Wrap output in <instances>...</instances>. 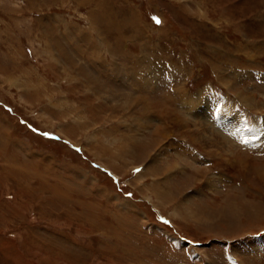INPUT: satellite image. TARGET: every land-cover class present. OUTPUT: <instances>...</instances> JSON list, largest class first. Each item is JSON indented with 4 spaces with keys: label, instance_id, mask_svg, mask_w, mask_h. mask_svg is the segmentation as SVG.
<instances>
[{
    "label": "rangeland",
    "instance_id": "obj_1",
    "mask_svg": "<svg viewBox=\"0 0 264 264\" xmlns=\"http://www.w3.org/2000/svg\"><path fill=\"white\" fill-rule=\"evenodd\" d=\"M263 125L264 0H0V264H264Z\"/></svg>",
    "mask_w": 264,
    "mask_h": 264
},
{
    "label": "crops",
    "instance_id": "obj_2",
    "mask_svg": "<svg viewBox=\"0 0 264 264\" xmlns=\"http://www.w3.org/2000/svg\"><path fill=\"white\" fill-rule=\"evenodd\" d=\"M245 96V97H244ZM239 97V99H238V103H240V104H244L245 105V103H246V106H248V108H252V106H254V101H253V99L251 98V96H248V95H239L238 96ZM246 99V100H245ZM242 100V101H241ZM245 102V103H244ZM215 104H217V102H214V105ZM229 106V105H228ZM231 107H233L232 105H230ZM251 106V107H250ZM215 106H212V110L213 109H215L214 108ZM224 107H225V109H227V115H228V117H226V119L228 120V122L227 123H224L223 121H224V119L221 117L220 119H221V124H223V126H221L220 125V127L223 129V133H224V135L225 136H227L229 139H231L233 142H235V143H237L238 142V138L235 136V135H232V136H230L229 134H227V130H225L226 129V125H228L229 123L230 124H232V121H234L235 120V122H236V120L237 121H239L240 122V124L243 122L242 121V117L244 118V116H242V111H240L237 107H235V108H232L231 109V107H227V100H224L223 101V109H224ZM211 110V111H212ZM218 110V109H217ZM230 110H233V113L232 112H230ZM231 115H241V118H239V117H230ZM232 118V119H231ZM239 127V126H238ZM238 127H237V129H238ZM241 127V126H240ZM243 128H244V126H243ZM245 128H246V126H245ZM245 128L243 129L245 132H247L246 130H245ZM234 130V129H233ZM238 130H241V129H238ZM234 132H237V136H239V138L241 139V136H240V133H238V131H236V130H234ZM248 133V132H247ZM243 134V133H242ZM251 135H256L257 137H259V135H261V133H258V131L256 130L255 131V133H252ZM196 135H194L193 137L194 138H196L195 137ZM200 136V135H199ZM232 137V138H231ZM242 137H246V134H243L242 135ZM211 138H212V135H210V136H208V135H203V137H202V135L200 136V138H199V140L201 139L202 141H205V140H207V141H209V143H211V144H214V141H213V139L211 140ZM198 139H195L194 141H197ZM246 140V139H245ZM198 142V141H197ZM200 142V141H199ZM255 142H257V144H255ZM208 143V142H207ZM263 143L264 142H260V139H258V141H256V139H255V141H253V145L255 146V147H262V145H263ZM254 147V148H255ZM215 153L217 154V155H219L218 154V152L217 151H215ZM204 164V163H203ZM207 166V165H206ZM263 177H264V175H262Z\"/></svg>",
    "mask_w": 264,
    "mask_h": 264
},
{
    "label": "snow or ice",
    "instance_id": "obj_3",
    "mask_svg": "<svg viewBox=\"0 0 264 264\" xmlns=\"http://www.w3.org/2000/svg\"><path fill=\"white\" fill-rule=\"evenodd\" d=\"M153 20H154L157 24L160 23V20L157 19L156 17H153ZM249 131H253V130H252V129H249ZM245 142H246V141H245ZM137 171H139V169H137Z\"/></svg>",
    "mask_w": 264,
    "mask_h": 264
},
{
    "label": "bare ground",
    "instance_id": "obj_4",
    "mask_svg": "<svg viewBox=\"0 0 264 264\" xmlns=\"http://www.w3.org/2000/svg\"><path fill=\"white\" fill-rule=\"evenodd\" d=\"M245 97V96H244ZM239 98V97H238ZM246 100V99H245ZM242 101V100H241ZM245 103V102H244ZM245 105H246V103H245ZM249 106V105H248ZM251 107V106H250ZM263 127H264V125H263ZM195 131V130H194ZM193 133V132H192ZM205 135V134H204ZM196 139V138H195ZM226 152V151H225ZM195 217V216H194Z\"/></svg>",
    "mask_w": 264,
    "mask_h": 264
}]
</instances>
